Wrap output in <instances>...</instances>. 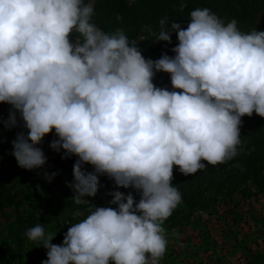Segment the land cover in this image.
Instances as JSON below:
<instances>
[{
	"label": "clouds",
	"instance_id": "obj_1",
	"mask_svg": "<svg viewBox=\"0 0 264 264\" xmlns=\"http://www.w3.org/2000/svg\"><path fill=\"white\" fill-rule=\"evenodd\" d=\"M94 15L91 0H0V104L10 106L0 125L22 129L11 155L23 169L46 164L39 145L50 134L61 159L76 157L75 204L97 194L100 176L140 198L110 193L116 207L90 209L61 244L43 224L25 236L46 250L41 264H160L163 225L181 203L174 167L188 176L233 159L242 117L264 118V31L243 32L235 19L197 8L186 27L160 19L154 42L171 43L175 33L178 43L174 55L153 60ZM159 72L171 90L153 83Z\"/></svg>",
	"mask_w": 264,
	"mask_h": 264
},
{
	"label": "rangeland",
	"instance_id": "obj_2",
	"mask_svg": "<svg viewBox=\"0 0 264 264\" xmlns=\"http://www.w3.org/2000/svg\"><path fill=\"white\" fill-rule=\"evenodd\" d=\"M144 1L127 0L130 5ZM87 2L89 0H85ZM91 2L95 7L97 0ZM185 2L177 0L174 8L181 10ZM263 17L264 11L257 17L255 24ZM93 22L110 32L96 12ZM158 31V25L146 23L135 40L140 44ZM172 48L168 46L155 51L156 59L164 53L174 55ZM153 83L171 90L167 73H156ZM9 108L7 104H0V118L7 120ZM21 130L19 127L8 129L0 125V264H41L47 258L43 247H36L27 240L25 232L32 227L28 223L18 232L10 231L9 226L17 218L28 216L27 211L32 212L34 220H42L40 224L44 225L46 232L57 233L54 244L62 243L70 224L89 214V210L78 208H67L57 215L44 212V201L38 199L36 194L49 184L44 178L45 172L58 175L56 162L62 160L63 152L57 153L50 149L49 143L55 139L54 134H50L39 145L47 158L46 164L33 170L19 167L11 155V142ZM242 136L245 139L238 147V155L225 163L207 165L188 176L174 167L172 184L181 194V203L163 225L168 245L160 264H264V183L246 172L244 162L247 156L243 148L249 139L247 133ZM229 164L235 170V182L230 192L215 193L214 189L209 188L205 175L210 168L218 170L220 166ZM82 170L93 171L90 165H85ZM241 171L244 173L239 174ZM261 173L264 174V167ZM99 181L97 194L85 197L89 202L80 206L97 203L112 206L109 203L113 199L110 193L117 190L125 194L132 192L137 202L140 198L133 189L116 188L114 181L107 176H100ZM200 195L202 201H198Z\"/></svg>",
	"mask_w": 264,
	"mask_h": 264
},
{
	"label": "trees",
	"instance_id": "obj_3",
	"mask_svg": "<svg viewBox=\"0 0 264 264\" xmlns=\"http://www.w3.org/2000/svg\"><path fill=\"white\" fill-rule=\"evenodd\" d=\"M176 1L145 0L143 3L130 5L127 0H97L94 11L102 18L110 32L120 28L124 30L130 39L134 40L138 37L142 26L146 23L158 25L160 31L159 21L161 18H167L169 23L175 22L181 24L182 27H186L190 19V12L197 8L210 9L218 17L222 18L225 23L235 19L237 27L243 32H250L253 29L264 31V17L258 24H255L257 17L264 11V0H186L181 10L174 8ZM117 16L122 17V20L117 21ZM168 27L171 28V25L169 24ZM156 35L139 44V47L142 49V55L145 58L155 60V51L168 46L174 47L178 43L175 33L172 34L171 43L164 41L155 43ZM163 74L165 75V73ZM240 133L241 144L244 143L243 140L245 139L242 136L243 133H247L249 139L243 148L247 156L246 162H244L247 166L246 172L264 183V174L261 173L264 167V118L255 113L251 117H242ZM75 160L76 157H71L56 162L59 171L58 175L36 194L38 199L44 201V212L57 215L64 212L67 208L90 210L94 209L95 206H110L103 203L80 206L67 198L74 195L68 184L74 182L72 170ZM232 170L233 165L230 164L220 166L218 170L208 169L205 177L209 188L211 190L214 189L215 193L230 192L232 183L235 182L233 174L235 170ZM240 173L244 172L241 171ZM242 179H244V176ZM202 199V195H200L198 201H202ZM110 207L116 206L112 205ZM27 215L25 218H17L9 226L10 231L18 232L19 229L24 227L25 223L33 227L42 222V220H34L31 211H27Z\"/></svg>",
	"mask_w": 264,
	"mask_h": 264
}]
</instances>
